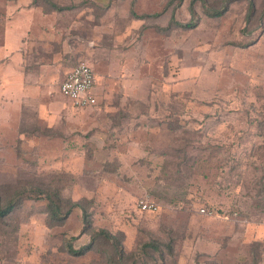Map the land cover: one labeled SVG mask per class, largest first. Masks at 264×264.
<instances>
[{
    "label": "rangeland",
    "instance_id": "374dc122",
    "mask_svg": "<svg viewBox=\"0 0 264 264\" xmlns=\"http://www.w3.org/2000/svg\"><path fill=\"white\" fill-rule=\"evenodd\" d=\"M88 2L71 0L69 27L121 34L134 20L132 52L122 41L112 58L120 79L99 83L86 45L69 63L91 66L97 105L75 106L56 77L20 128L0 127V195L41 187L93 201V228L121 239L128 264H264V0H254L251 22L247 0L220 18L199 2L192 17V0H128L110 13ZM142 198L158 210L141 212ZM47 204L26 199L0 221V264H115L109 251L86 249L80 209L57 225ZM158 241L163 258L143 253Z\"/></svg>",
    "mask_w": 264,
    "mask_h": 264
},
{
    "label": "crops",
    "instance_id": "0c3cea01",
    "mask_svg": "<svg viewBox=\"0 0 264 264\" xmlns=\"http://www.w3.org/2000/svg\"><path fill=\"white\" fill-rule=\"evenodd\" d=\"M50 1L56 7L47 6L39 0H0L1 128H20L23 124V115L27 113L24 110L30 108L32 102H38L39 95L40 101L44 100V89L51 79L62 76L63 81L66 78L74 66L69 61L81 59L88 51L86 45L91 47L93 44L91 47L94 54L93 67L101 84L118 83L117 79H120L122 71L116 73L115 62L112 61L113 56L119 51V44L125 41V52H132L130 49L133 46L130 44L134 29L133 18L129 25H125L121 34L115 27L101 31L104 24L95 26L93 30L85 33V29L80 27L77 21L69 27L70 17L73 16L69 11L71 0ZM73 1L76 3V0ZM84 1L98 4L106 9L107 13L117 12L115 7L117 3L122 4L121 8L124 9L122 1L128 2V0ZM131 5L132 1L130 7ZM71 29H75L74 32ZM39 89L43 90L40 92ZM56 107L57 104L52 102L51 113ZM53 117V115L47 117L46 120L50 122V125H46L47 128L53 126Z\"/></svg>",
    "mask_w": 264,
    "mask_h": 264
},
{
    "label": "trees",
    "instance_id": "16d2710c",
    "mask_svg": "<svg viewBox=\"0 0 264 264\" xmlns=\"http://www.w3.org/2000/svg\"><path fill=\"white\" fill-rule=\"evenodd\" d=\"M43 4L47 6L54 7L55 5L50 0H39ZM182 0H179V2ZM233 0H223L218 6L210 5L208 3V0H192L190 5V11L192 13V17L195 16L196 12L194 11V6L197 2H199L204 11L207 13L208 16L213 18H220L222 17L228 8V4L232 2ZM248 3V13L246 17V21H252L253 18L256 17V6L254 3V0H247ZM56 7V6H55ZM134 15H136L134 12H132ZM136 17H145V16H136ZM264 20V10L261 12V15L258 16L257 21L260 23ZM174 22V21H173ZM177 23V22H176ZM178 26H183L186 28H190L193 26V23H187V24H179ZM264 170V166H263ZM258 182L260 184L261 191L264 189V172L261 178L258 179ZM46 190H44L41 187H32L29 189H23L19 190L18 192H15L10 197H3L0 195V221H5L8 214L18 205L24 202L26 199L30 198H40L45 199L48 201L45 213L47 214V219L49 222L56 223L57 225H63L69 215L73 212L74 209L78 208L81 210L83 214L84 221L87 223V233H89L91 237V242L89 246H87V250L94 249L100 247L103 253H106L107 251L110 252V261L114 262L115 264H128V260L125 257V251L122 247L121 239L112 233H110L108 230L105 229H98L96 230L93 228L91 218L90 208L92 207L93 201L87 200L85 198H82L78 201H72L70 199H65L59 192L55 193H45ZM46 194L44 198L38 197V194ZM168 251L169 254H173V247L172 244H168ZM72 253H75V250L73 249V246L69 244L66 248ZM142 251L144 254H150L153 258L155 255L154 253H159L160 257L163 258L165 256L164 253H162L161 250V242H150L146 243L142 247ZM135 261L132 263L134 264Z\"/></svg>",
    "mask_w": 264,
    "mask_h": 264
},
{
    "label": "built area",
    "instance_id": "2783aa9c",
    "mask_svg": "<svg viewBox=\"0 0 264 264\" xmlns=\"http://www.w3.org/2000/svg\"><path fill=\"white\" fill-rule=\"evenodd\" d=\"M96 77L93 69L85 62L76 65L66 76L60 85L61 94L69 99L75 106L80 108L95 106L98 103L94 93ZM138 207L141 212H156L158 206L149 198H142ZM201 213L211 216V211L202 209Z\"/></svg>",
    "mask_w": 264,
    "mask_h": 264
}]
</instances>
